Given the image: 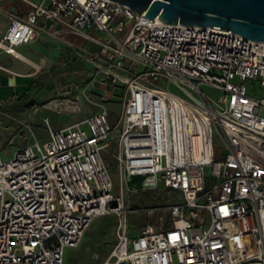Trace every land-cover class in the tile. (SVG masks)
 Masks as SVG:
<instances>
[{
    "label": "built area",
    "instance_id": "obj_1",
    "mask_svg": "<svg viewBox=\"0 0 264 264\" xmlns=\"http://www.w3.org/2000/svg\"><path fill=\"white\" fill-rule=\"evenodd\" d=\"M19 1L0 49L18 56L46 22L62 26L96 47L86 58L118 110L62 128L45 119L43 141L17 120L31 141L0 156V264H63L108 214L115 239L101 264H264V42L115 0ZM156 188L172 196L169 219L131 233L125 196Z\"/></svg>",
    "mask_w": 264,
    "mask_h": 264
},
{
    "label": "crops",
    "instance_id": "obj_2",
    "mask_svg": "<svg viewBox=\"0 0 264 264\" xmlns=\"http://www.w3.org/2000/svg\"><path fill=\"white\" fill-rule=\"evenodd\" d=\"M26 8L19 0L0 2V12L8 18L0 38L9 25L10 14ZM45 25L34 40L16 47L18 56L0 49V106L7 108L14 103L15 112L29 113L38 130L46 128L41 127L43 116V121L46 119L51 127L57 128L54 124L58 107L69 118L83 111L89 112L86 117L96 112L90 111L86 101L94 104L117 97L102 77L95 74V64L86 58L87 51L96 47L60 25L51 27L49 21ZM54 29L62 31L56 35ZM42 131L47 134V130Z\"/></svg>",
    "mask_w": 264,
    "mask_h": 264
},
{
    "label": "rangeland",
    "instance_id": "obj_3",
    "mask_svg": "<svg viewBox=\"0 0 264 264\" xmlns=\"http://www.w3.org/2000/svg\"><path fill=\"white\" fill-rule=\"evenodd\" d=\"M8 18L0 12V36L2 35ZM248 87H251V83H247ZM205 91L211 96L215 97L217 92L204 87ZM118 98L115 97L112 100L101 99L98 102L92 104L85 102L86 106L90 107V111H97L105 106L111 113H116L118 110ZM16 105L13 103L8 105L7 108L0 106V111L8 114L12 118H9L0 113V156L3 161H8L14 157L15 152L30 142L29 133L26 129L22 128L18 123L19 121H28L29 125L40 141H43L47 134L42 131L43 129H36L34 123L29 119V113H16ZM3 109V110H2ZM64 109L57 108V118L54 124L57 128H62L81 120L89 112H80L74 118H69L65 115ZM38 115L39 113L33 112ZM44 117V116H43ZM43 117L40 118L41 127H45ZM105 161L109 164L110 171L113 178L114 192H119V179H118V166L114 163L108 153L104 155ZM172 198L165 189H147L138 191L133 195L127 194L124 199L123 207L128 210L127 221L132 227L131 233H135L137 228L144 223L154 222L156 216L162 215L163 220L169 219L168 212L164 207ZM137 209V211H130L129 209ZM149 209V210H146ZM158 208L160 211H158ZM116 215L108 214L95 218L91 225L87 228L83 234L79 244L76 247H67L64 253L63 264H101L105 256L110 252L112 245L114 244V226L116 223Z\"/></svg>",
    "mask_w": 264,
    "mask_h": 264
},
{
    "label": "water",
    "instance_id": "obj_4",
    "mask_svg": "<svg viewBox=\"0 0 264 264\" xmlns=\"http://www.w3.org/2000/svg\"><path fill=\"white\" fill-rule=\"evenodd\" d=\"M165 23L219 26L264 42V0H115Z\"/></svg>",
    "mask_w": 264,
    "mask_h": 264
}]
</instances>
